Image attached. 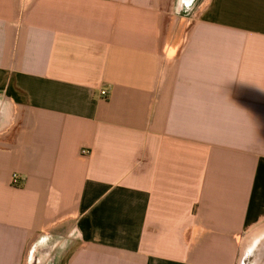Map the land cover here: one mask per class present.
<instances>
[{
  "label": "crops",
  "instance_id": "0c3cea01",
  "mask_svg": "<svg viewBox=\"0 0 264 264\" xmlns=\"http://www.w3.org/2000/svg\"><path fill=\"white\" fill-rule=\"evenodd\" d=\"M258 232L264 0H0V264H238Z\"/></svg>",
  "mask_w": 264,
  "mask_h": 264
},
{
  "label": "water",
  "instance_id": "95a60500",
  "mask_svg": "<svg viewBox=\"0 0 264 264\" xmlns=\"http://www.w3.org/2000/svg\"><path fill=\"white\" fill-rule=\"evenodd\" d=\"M196 0H182V4L185 7H190ZM250 235L246 237L242 242V248L240 253V258L238 264H252L254 259L253 250L256 247L262 248L264 247V235ZM253 249H252V248Z\"/></svg>",
  "mask_w": 264,
  "mask_h": 264
},
{
  "label": "built area",
  "instance_id": "2783aa9c",
  "mask_svg": "<svg viewBox=\"0 0 264 264\" xmlns=\"http://www.w3.org/2000/svg\"><path fill=\"white\" fill-rule=\"evenodd\" d=\"M101 96L103 98H106L108 96V91L107 90H102L101 91ZM90 151L89 150H82L81 151V155L82 156H89L90 155ZM11 183L14 187H20L21 183H22V178L19 174H14L11 180Z\"/></svg>",
  "mask_w": 264,
  "mask_h": 264
}]
</instances>
